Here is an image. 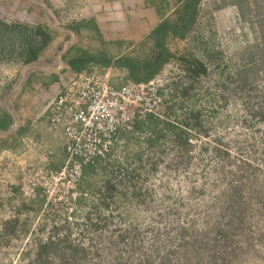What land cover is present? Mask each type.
I'll use <instances>...</instances> for the list:
<instances>
[{
  "label": "rangeland",
  "instance_id": "rangeland-1",
  "mask_svg": "<svg viewBox=\"0 0 264 264\" xmlns=\"http://www.w3.org/2000/svg\"><path fill=\"white\" fill-rule=\"evenodd\" d=\"M46 2L0 0V21L40 25L53 36L42 66L54 65L71 42L68 26L82 19L79 7ZM169 3L174 19L177 0ZM74 37L72 46L86 50L104 43L90 31ZM168 47L173 57L162 72L172 79L190 74L185 59L192 55L211 65L208 77L190 78L201 102L179 96L175 118L168 117L186 135L161 124L154 130L160 136L150 126L123 134L118 155L86 170L89 198L78 201L71 223L62 221V208L47 207L42 189L32 200L22 191L24 140L32 141L30 163L37 164L46 150L45 121L26 113L35 88L27 99L16 96L30 77L51 74L0 61V110L20 118L19 127L0 129V264H264V0H202L187 40ZM12 137L17 141L7 148ZM50 162V170H60Z\"/></svg>",
  "mask_w": 264,
  "mask_h": 264
},
{
  "label": "built area",
  "instance_id": "built-area-1",
  "mask_svg": "<svg viewBox=\"0 0 264 264\" xmlns=\"http://www.w3.org/2000/svg\"><path fill=\"white\" fill-rule=\"evenodd\" d=\"M71 36L73 39L65 44L54 65L42 68L59 76L60 88L57 93L48 91L47 104L39 116L47 120L50 131L62 136L65 165L52 171L47 156L37 164L30 163L35 153L32 141L24 140L26 147L20 155L25 165V199H35L42 189L47 207L62 208L64 216L67 214L62 221L66 223L75 221L73 213L78 201L89 198L82 185L86 168L118 155L122 135L135 133L139 123L150 115L164 118L174 83L180 85L186 75L183 71V75L172 79L162 70L153 80L137 83L112 68L75 72L62 59L74 41Z\"/></svg>",
  "mask_w": 264,
  "mask_h": 264
},
{
  "label": "trees",
  "instance_id": "trees-1",
  "mask_svg": "<svg viewBox=\"0 0 264 264\" xmlns=\"http://www.w3.org/2000/svg\"><path fill=\"white\" fill-rule=\"evenodd\" d=\"M201 2L202 0H177L176 17L174 19L169 18V16L165 17V19H163L157 28H155L152 33L146 39H144L139 47L148 48L150 51L148 50V52L144 53V55L141 57L133 56L131 54L122 57H116L109 51V45L113 46L112 43L108 45V43H105L102 40L104 42L102 44V48H98L96 50H86L73 45L66 51L62 59L75 72L90 71L93 66H97L102 69L114 67L126 71L128 73L127 77L134 82H149L161 73L166 64H168L173 57V55L170 53L168 42L174 40H187L191 31L194 30L198 20ZM155 3L159 8L164 10H168L171 7L169 0H156ZM243 18L247 19L244 14ZM68 30L71 34H77L79 36L84 31H90L96 34L97 39H101V32L93 20L74 21L72 25L68 26ZM52 40L53 36H51L47 30L43 29V27L40 25L37 27H29L19 23L7 24L3 21H0V61H16L22 63L23 65L36 63L41 53H43V51L50 45ZM98 41L101 42V40ZM257 47L258 46H256V48ZM262 59H264L263 56ZM246 60L245 62L247 65L255 64L253 60L250 62H247ZM185 61V68L187 67L190 74H186L184 76L180 85L174 83L172 92L169 94V99L166 101V119L150 115L147 121L139 123L135 133L144 132L146 131L145 127L150 126L149 129H153V133L157 136H160V134L154 130L157 129L161 124L166 125V127H168L171 132L177 131L180 133V135H186V132L180 126L179 121H177L179 124L177 125L176 123L170 122L168 117L172 118L174 116L175 118V114L177 112L176 99L179 96L188 98L195 94L197 99L201 102V94L198 96L197 93H193L195 89L194 85L198 82L195 81L191 84L190 80H202L204 77H208L211 65H209V61H206L201 57L197 58L194 55L190 56V58L187 60L185 59ZM250 68L251 67L248 69ZM238 71L240 72L239 74L246 72L245 69ZM36 76H32L31 81L29 82L33 83L38 77ZM50 76L54 75L52 74ZM38 78L43 79V77ZM231 79L232 78H230V80ZM209 94L210 93L207 95ZM0 111V129L3 131L11 126L13 119L6 111ZM186 116L187 114L185 117ZM182 124H185V122ZM152 138L153 137L149 138L150 142H152ZM43 247L46 250L51 249V247L48 245Z\"/></svg>",
  "mask_w": 264,
  "mask_h": 264
},
{
  "label": "crops",
  "instance_id": "crops-1",
  "mask_svg": "<svg viewBox=\"0 0 264 264\" xmlns=\"http://www.w3.org/2000/svg\"><path fill=\"white\" fill-rule=\"evenodd\" d=\"M42 1H47L46 3L50 2L52 6L57 9L71 8L72 5L79 7L78 12L82 18L80 20H93L96 23L101 32V39L99 38L97 40H103L105 43H108V45L112 43L113 46L109 45V51L112 53L113 50H116L117 54H114L116 57L128 55L131 53L130 51L132 49L139 47L142 41L157 28L165 17H168L170 12L173 11V9H171L172 7L168 10L159 8L155 3L156 0ZM100 48H102V44L99 45V49ZM29 81H31V77L28 79L25 88L21 90V93L15 96L17 99L19 98L20 101L24 98L27 99V97L30 96L29 92H33V88H35L37 93L36 101L32 100L34 103L30 102V99L26 101V113L29 115V118L35 119V117L38 118L41 115V109L47 104V95L44 94V92L47 93L48 89H51L54 93H57L60 88V78L54 75L43 77V79L37 77L33 83ZM40 89H42L41 94H38L37 90ZM44 129L43 138L41 139L46 149L44 151V156H47L50 160L52 159V166L54 165L55 168L61 169L66 160L62 136L58 133L51 132L47 123H45L43 130ZM13 139L14 137L6 138L4 146H7V148L12 147L13 142L17 141ZM53 156L54 158H58V160L55 161Z\"/></svg>",
  "mask_w": 264,
  "mask_h": 264
},
{
  "label": "clouds",
  "instance_id": "clouds-1",
  "mask_svg": "<svg viewBox=\"0 0 264 264\" xmlns=\"http://www.w3.org/2000/svg\"><path fill=\"white\" fill-rule=\"evenodd\" d=\"M73 36H75V35L73 34ZM38 61H39V59H38ZM65 63H66V62H65ZM66 64H67V63H66ZM29 65H34L35 68L38 69V65H39V64L36 62V63L29 64ZM67 65H68V64H67ZM39 66H40L39 69H42L45 65H44V66L39 65ZM93 68H94V67H93ZM110 68L115 69L114 67H108V68H106V70H107V69H110ZM39 69H38V70H39ZM116 69H117V68H116ZM119 70H120V69H119ZM91 71H94V69H93V70H90V71H86V72H91ZM83 72H85V71H83ZM53 74H54V73H53ZM51 75H52V74H51ZM54 75H57V74H54ZM57 76H58V75H57ZM48 91H51V89H48ZM45 106H46V105H45ZM42 109H44V108H42ZM42 109H41V111H42ZM8 113H9V112H8ZM9 114L11 115V117H12V119H13V123H14V124H13V125H14L13 127H15V126L19 127V124H20V118L17 116L18 119H19V123H18V122H17L18 119H16L15 114H13V113H11V112H10ZM38 118H39V117H38ZM41 119H42V118H41ZM44 121H45V123L48 124V127H49V123L47 122V120H46L45 118H44ZM13 127H11V128H13ZM17 127H15V128H17ZM11 128H10V129H11ZM49 130H50V128H49ZM9 131H11V130H9ZM51 132H52V131H51ZM65 161H66V160H65ZM64 165H65V164H64ZM95 166H96V165H95ZM63 167H64V166H63ZM63 167H62V168H63ZM89 168H90V167H89ZM87 169H88V168H86V170H87ZM86 170H85V172H86ZM84 174H85V173H84ZM83 178H84V176H83Z\"/></svg>",
  "mask_w": 264,
  "mask_h": 264
},
{
  "label": "flooded vegetation",
  "instance_id": "flooded-vegetation-1",
  "mask_svg": "<svg viewBox=\"0 0 264 264\" xmlns=\"http://www.w3.org/2000/svg\"><path fill=\"white\" fill-rule=\"evenodd\" d=\"M214 60H212V62H213ZM38 62V61H37ZM170 120H171V118H170ZM170 122H173V123H175L174 121H170ZM177 125H179L178 123H176Z\"/></svg>",
  "mask_w": 264,
  "mask_h": 264
}]
</instances>
